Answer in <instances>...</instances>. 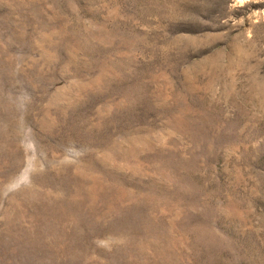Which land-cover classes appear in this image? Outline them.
<instances>
[{
  "label": "rangeland",
  "instance_id": "374dc122",
  "mask_svg": "<svg viewBox=\"0 0 264 264\" xmlns=\"http://www.w3.org/2000/svg\"><path fill=\"white\" fill-rule=\"evenodd\" d=\"M0 264H264V0H0Z\"/></svg>",
  "mask_w": 264,
  "mask_h": 264
}]
</instances>
